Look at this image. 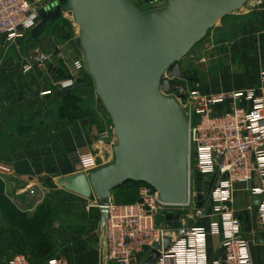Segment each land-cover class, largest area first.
Here are the masks:
<instances>
[{"label":"crops","instance_id":"1","mask_svg":"<svg viewBox=\"0 0 264 264\" xmlns=\"http://www.w3.org/2000/svg\"><path fill=\"white\" fill-rule=\"evenodd\" d=\"M55 1L43 0L37 7L41 12ZM77 27L61 12L58 18L46 23L37 36L33 34L35 29L26 33L25 39L17 43V52H0V197L13 204L30 203L31 207L36 202L33 191L49 188V179L59 171V166L63 169L56 179L79 173L68 160L71 152H95L106 146L112 149L116 142L109 119L92 95L77 97L75 103L86 107L85 110L81 107L78 116L55 115L50 119L51 106L60 109L66 103V90L59 89L58 81L71 77L76 82L81 78V73L73 70V62L80 57L76 45ZM216 29V35L208 36L202 46L207 58L204 57L202 63H206L207 74L217 68V76L205 93L259 86L260 73L264 71V1L260 7L252 2L251 7L221 18ZM37 53L46 56L45 62L33 64L32 70L24 73L23 63ZM35 123L39 124L36 130ZM256 185L255 179L251 186ZM234 190L231 208L240 223L241 235L248 243L252 263L264 264V227L257 216L254 198H250L241 185H234ZM46 192L49 193V189ZM113 196L111 193L112 200ZM51 199L59 203L57 198ZM89 216L88 223L70 229L59 218L52 221L57 226L54 229L58 253L55 257H61L66 264H103L102 231L92 219L96 216L94 209L89 211ZM216 220L207 216L199 224L208 230L209 224ZM221 239L220 234L207 235L209 260L219 256ZM48 260H42L41 264ZM133 261V264H147L141 256ZM8 262L0 257V264Z\"/></svg>","mask_w":264,"mask_h":264},{"label":"water","instance_id":"2","mask_svg":"<svg viewBox=\"0 0 264 264\" xmlns=\"http://www.w3.org/2000/svg\"><path fill=\"white\" fill-rule=\"evenodd\" d=\"M250 1L166 0L164 6L144 12L129 0H57L46 7L47 13H69L78 25L76 45L83 69L116 139L110 162L88 173L58 178L56 184L105 205L112 191L126 182L143 183L158 193L163 205L186 206L188 118L177 99L166 94L168 79H186L180 61L192 54L216 20L238 13ZM69 94L70 90L64 92ZM201 181L197 175V192L206 195L210 183L202 186ZM177 219L166 216L165 227L177 228ZM168 244L164 237L162 249ZM153 248L147 264L159 256V246Z\"/></svg>","mask_w":264,"mask_h":264},{"label":"built area","instance_id":"3","mask_svg":"<svg viewBox=\"0 0 264 264\" xmlns=\"http://www.w3.org/2000/svg\"><path fill=\"white\" fill-rule=\"evenodd\" d=\"M264 0H253L261 6ZM43 0H0V38L8 42L22 38L35 28ZM46 56L37 53L22 65L29 73L33 64L41 65ZM201 62L204 58H201ZM75 72L83 71V59L73 62ZM165 77V76H163ZM169 80V91L177 99L188 118L189 195L186 206H168L159 201L158 193L140 183L137 199L116 203L111 197L105 205L96 199H85V211L100 212L102 231V262L133 264L136 256L146 252L143 261L158 245L156 264H253L248 243L243 239L240 223L231 208L234 185L243 186L250 198L257 199L256 213L264 227V71L257 87L229 92L205 93L197 86L188 88L180 78ZM75 80H62L59 87L70 89ZM70 163L80 172L88 173L99 166L96 152L68 154ZM227 174L223 178V175ZM210 183L208 193L197 192L196 176ZM218 178L221 181L217 186ZM258 185L251 186L253 180ZM202 197L197 206V198ZM166 216H177L178 227L167 229ZM216 217L206 230L199 223ZM158 219V221H157ZM221 235L219 256L209 260L206 254L207 235ZM169 238L166 250L161 245ZM264 243V237H263ZM8 264H41L23 255L14 256ZM45 264H66L61 257L50 258Z\"/></svg>","mask_w":264,"mask_h":264},{"label":"rangeland","instance_id":"4","mask_svg":"<svg viewBox=\"0 0 264 264\" xmlns=\"http://www.w3.org/2000/svg\"><path fill=\"white\" fill-rule=\"evenodd\" d=\"M132 1L133 3H131L141 12L162 7L166 3V0ZM252 2L253 1L251 0L247 3L244 6L245 9L251 7ZM66 15H68V17L72 20L69 13H66ZM231 15L233 14L225 17H230ZM219 22L220 20H218V22H216L215 25L208 30L206 36L193 47L192 54L185 56L179 63L180 69L186 75V79H181L179 82L186 85L189 89L197 86L199 90L209 92L208 89L210 90L211 88L209 83L213 81L215 76H217V68L211 70L209 69L210 74H207L208 70L205 67L206 63H202L200 60L202 57L206 58V56L203 55L202 51L204 47L202 46L205 42H207L208 36L216 35V28ZM75 26L77 27V25ZM25 37L26 34L22 38L14 39L10 42H8L5 38H0V40H2L0 52H17L19 49L17 43L25 39ZM79 56L82 57L80 51L78 52V57ZM80 73L79 77L81 78L77 79L69 90H71L75 83L79 81L88 83V87L81 86L76 92L74 91L75 96L79 97L92 95V97H95L97 100L98 105L103 109L99 99L94 94L91 78L85 73L84 69ZM58 82H61V79ZM81 107L84 108V110L86 109L84 105H81ZM81 107H79L75 101L72 100H66V103L63 104L60 109H55V106L52 105L50 108V119H53L55 115L59 117L65 116L73 118L80 114ZM105 116L106 119H109L106 112ZM33 128L36 130V128H39V124L35 123ZM95 152L98 155V161L101 165L106 164L113 159L112 149L107 148V146L106 149H97ZM62 169L63 168H60L59 166V171L54 173V175H51V178L49 179V188L42 189V191H33L32 197L36 202L34 201L35 203L31 205V207H29L30 203L13 204L10 200L6 199L4 201L3 198L0 197V257L4 260L10 261L14 256L23 255L28 259L39 261L37 254L39 252L38 246L41 241H46L52 248L51 255L57 256L58 253L55 250L57 249V239L54 234V229L57 228V226H54L52 221L59 218L66 224V228L70 229L77 228L81 225L83 226V224L88 223L90 220L89 212H86L84 208V203H86V201L65 191L56 184V177L61 174ZM132 188V185L128 183L122 187L114 189L112 191L114 195L113 201L116 203H130L135 201L137 199V194ZM47 189H49V193L46 192ZM55 189L58 190L55 191ZM52 197H55V199L57 198L59 203H55V200L51 199ZM68 198L74 199L70 201ZM28 201H30V199H28ZM77 201H81L80 204H78ZM94 211L96 212V216L92 217V219L97 223V227H99L101 219L100 212L97 209H94ZM51 213H53L54 216H51ZM145 256L146 252H143L141 254V259H144Z\"/></svg>","mask_w":264,"mask_h":264},{"label":"trees","instance_id":"5","mask_svg":"<svg viewBox=\"0 0 264 264\" xmlns=\"http://www.w3.org/2000/svg\"><path fill=\"white\" fill-rule=\"evenodd\" d=\"M61 11L60 10H55V11H52L50 13H47L46 11H41L40 14H39V22L38 24L36 25V28H33L32 30H34L33 34L35 36H37L40 32H41V28L48 22L50 21H53L55 20L56 18L59 17ZM31 31V30H30ZM29 31V32H30ZM27 32V33H29ZM86 82L83 83L81 81L75 83L74 87L71 89V93L69 95H65V99L66 100H72V101H75L77 99V97L75 96L74 93H72L73 90H76L80 85L81 86H85ZM73 94V95H72ZM130 183L132 185V189H134V192H136V186L138 185L137 183H134V182H126L125 184H128ZM125 184H123L122 186H124ZM120 186V187H122ZM119 188V187H118ZM5 201V200H4ZM134 202V201H133ZM131 203V202H130ZM15 210V208H14ZM39 252L37 254V257L39 259V261L37 260L36 262H39L41 263L42 260H48L50 258H53L55 256H52L51 255V252H52V248L51 246L46 242V241H41V243L39 244ZM31 260V259H30ZM34 261V260H33Z\"/></svg>","mask_w":264,"mask_h":264},{"label":"bare ground","instance_id":"6","mask_svg":"<svg viewBox=\"0 0 264 264\" xmlns=\"http://www.w3.org/2000/svg\"><path fill=\"white\" fill-rule=\"evenodd\" d=\"M253 1V0H252ZM249 3V2H248ZM218 22V20L215 21V23Z\"/></svg>","mask_w":264,"mask_h":264}]
</instances>
